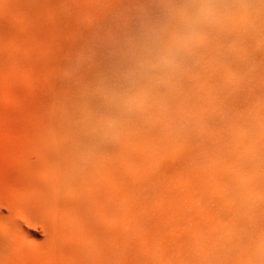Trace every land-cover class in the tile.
I'll use <instances>...</instances> for the list:
<instances>
[{
	"label": "rangeland",
	"instance_id": "1",
	"mask_svg": "<svg viewBox=\"0 0 264 264\" xmlns=\"http://www.w3.org/2000/svg\"><path fill=\"white\" fill-rule=\"evenodd\" d=\"M51 129L104 169L32 264L246 259L264 232V0H0V204Z\"/></svg>",
	"mask_w": 264,
	"mask_h": 264
},
{
	"label": "bare ground",
	"instance_id": "2",
	"mask_svg": "<svg viewBox=\"0 0 264 264\" xmlns=\"http://www.w3.org/2000/svg\"><path fill=\"white\" fill-rule=\"evenodd\" d=\"M61 135L60 131L54 129L41 135L48 148H44L42 159L33 165L34 173L30 186L27 190L19 191L11 204H0V264H32L31 261L36 256L45 253L50 246L53 247V234L58 225L52 224L54 221L51 219H55L61 209L69 223L64 227L65 233L70 232L76 182L87 180L86 182L97 186L101 183L100 171L104 169V165L100 164L99 160L96 161L100 155L98 149L90 147L80 151L72 144L62 145L57 142ZM83 159L88 161L87 164L83 163ZM82 169L87 171L83 180L82 176H79ZM38 226L42 229L41 238L33 232ZM263 249L264 232L259 234L246 259L240 260L239 256H230L232 253H238L237 247L233 246L226 254L221 253L220 248H215L209 256H199V264H214V259L215 262L228 259L233 264H264Z\"/></svg>",
	"mask_w": 264,
	"mask_h": 264
},
{
	"label": "clouds",
	"instance_id": "3",
	"mask_svg": "<svg viewBox=\"0 0 264 264\" xmlns=\"http://www.w3.org/2000/svg\"><path fill=\"white\" fill-rule=\"evenodd\" d=\"M213 13L211 5H204L193 8L190 11L189 19V36L194 37L201 31L209 22Z\"/></svg>",
	"mask_w": 264,
	"mask_h": 264
}]
</instances>
